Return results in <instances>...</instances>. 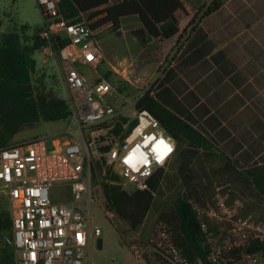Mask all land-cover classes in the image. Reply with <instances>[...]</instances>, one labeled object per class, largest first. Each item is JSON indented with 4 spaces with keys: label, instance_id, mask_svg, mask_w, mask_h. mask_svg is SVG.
<instances>
[{
    "label": "built area",
    "instance_id": "built-area-1",
    "mask_svg": "<svg viewBox=\"0 0 264 264\" xmlns=\"http://www.w3.org/2000/svg\"><path fill=\"white\" fill-rule=\"evenodd\" d=\"M61 1L36 0L44 20L36 36L42 42L38 50L42 64L57 58L61 62L70 138H34L0 147V192L11 205L15 264H99L92 259L101 237L93 208L102 192L95 181L145 191L176 154L172 136L151 113L137 107L158 76L139 95L125 97L99 71L103 55L96 31L85 21L70 23L60 17ZM59 44L63 46L56 52ZM110 70L117 73L113 67ZM54 187L64 188L69 200L54 202L50 194ZM189 202L208 248L207 264H264L261 254L247 251L252 241H264L263 228L248 219L233 220L225 205L217 209ZM224 220L231 225V240L220 249L208 222L222 230ZM140 243L170 264H201L187 259L164 222H157L149 239L137 238L128 246L137 263L145 264Z\"/></svg>",
    "mask_w": 264,
    "mask_h": 264
},
{
    "label": "trees",
    "instance_id": "trees-1",
    "mask_svg": "<svg viewBox=\"0 0 264 264\" xmlns=\"http://www.w3.org/2000/svg\"><path fill=\"white\" fill-rule=\"evenodd\" d=\"M224 0H210L201 6L190 22L192 29L200 20L216 12ZM183 10L180 0H121L109 5V0H63L58 4V14L70 23L81 22V16L89 14L94 31L109 26L113 32L120 28L125 17L137 16L142 28L134 32L142 47L152 40L164 41L179 32L175 13ZM1 26V23H0ZM191 29V30H192ZM26 28L0 35V147L10 144L11 139L24 127L40 122H63L69 117L67 101L52 93L35 90L32 74L36 70L33 58L42 42L34 35H27ZM62 45L54 48L59 52ZM109 78V75H106ZM117 87V86H116ZM121 91L120 87H117ZM147 90L139 99L137 107L151 113L172 136L178 147V172L184 185V194L177 197L169 213L162 214L158 222H164L172 231L175 244L190 262L207 264L208 248L197 216L189 202L204 196L196 184L190 165L194 157L202 152L209 154L211 143L193 126L163 106ZM222 156V155H221ZM224 172L249 186L264 202V165L239 172L222 156ZM162 171L150 181L145 191L127 192L119 185H105L103 195L107 211L113 212L125 222L131 231L139 228L154 200V195L162 179ZM112 181L118 177L113 175ZM10 227L11 219L0 215V230ZM249 253H259L264 258V241H252ZM5 256V252H4ZM5 261V257H4Z\"/></svg>",
    "mask_w": 264,
    "mask_h": 264
},
{
    "label": "crops",
    "instance_id": "crops-1",
    "mask_svg": "<svg viewBox=\"0 0 264 264\" xmlns=\"http://www.w3.org/2000/svg\"><path fill=\"white\" fill-rule=\"evenodd\" d=\"M180 1L178 34L146 44L160 53L152 71L163 64L156 76L151 74L158 76L152 96L200 132L237 171L263 166L264 0H224L193 29L192 18L210 0ZM141 28L137 16L125 17L113 35L125 51L134 52L141 48L134 36ZM133 258L124 254L117 264H138Z\"/></svg>",
    "mask_w": 264,
    "mask_h": 264
},
{
    "label": "rangeland",
    "instance_id": "rangeland-1",
    "mask_svg": "<svg viewBox=\"0 0 264 264\" xmlns=\"http://www.w3.org/2000/svg\"><path fill=\"white\" fill-rule=\"evenodd\" d=\"M81 20L89 26L95 21L94 19L90 20L89 14L82 15ZM0 23V35L19 31L25 27L27 29L25 33L32 36L43 27L44 20L36 0H0ZM100 29L96 30L97 44L104 58L111 62L113 68L117 71V73L112 72L110 70L112 66L105 63L103 58L99 69L100 73L109 75L112 85L120 87V92L125 97L132 98L139 95L146 84L154 79L163 66L162 64L155 72L152 71L153 64L160 58L158 49L146 45L142 47L140 44L141 48H138V50L127 52L121 42L113 35V33L115 35H118V33L113 32L111 28H108V30L106 28L105 30ZM128 39L130 40L129 36ZM114 56H117L118 59H113ZM34 59L37 64L36 70L32 74L34 89L44 93H52L57 98L66 100L68 93L63 83L60 60L58 58L52 59L47 64L42 65L38 51L34 53ZM79 69L80 71L85 70L83 67H79ZM152 73L155 76H152ZM89 75L94 76L93 73ZM68 126L67 120L63 122H40L26 126L11 139L10 143L43 137H57L67 140L70 138L69 133L66 132ZM184 148L185 146L178 147L176 143L174 160L164 171L151 208L142 225L136 231H131L125 222L121 221L113 212L107 211L103 195L105 183L95 181V186L100 188V192H102L93 208L94 224L101 229L100 240L102 241L100 249L97 245L92 249V259L95 262L99 264H117L122 255L129 254L132 256L128 246L137 238L144 241L149 239L158 220H162L160 216L171 211L177 197L184 194V185L178 172L179 164L177 160L178 152ZM224 166L221 154L213 149L209 154L199 152L194 157L190 170L197 179L195 183L202 186L199 193H203L204 196L199 201L195 199H190V201L201 207L210 206L217 209L221 204L225 205L231 210L233 220L248 219L253 225L264 229V202L249 186L235 179L234 175L224 172ZM125 191L132 192L130 187H127ZM50 194L52 200L57 203L69 200L66 190L62 187L52 188ZM106 211L110 212L112 216H108ZM2 214L11 219L10 202L0 192V215ZM208 225L217 239L216 247L221 249L224 245H227V239L231 238L228 233L231 227L230 223L224 220L221 223L222 230H218L213 221L208 222ZM11 236L10 227L0 230V264H15ZM139 245L141 259L145 264H153L155 261L164 264L169 263L146 243H140Z\"/></svg>",
    "mask_w": 264,
    "mask_h": 264
},
{
    "label": "water",
    "instance_id": "water-1",
    "mask_svg": "<svg viewBox=\"0 0 264 264\" xmlns=\"http://www.w3.org/2000/svg\"><path fill=\"white\" fill-rule=\"evenodd\" d=\"M101 246H102V241L99 239V240L97 241V247H98V249H100Z\"/></svg>",
    "mask_w": 264,
    "mask_h": 264
}]
</instances>
